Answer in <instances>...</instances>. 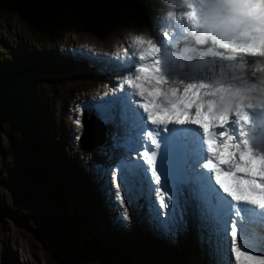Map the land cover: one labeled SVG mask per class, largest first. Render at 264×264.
<instances>
[{
    "label": "rangeland",
    "instance_id": "374dc122",
    "mask_svg": "<svg viewBox=\"0 0 264 264\" xmlns=\"http://www.w3.org/2000/svg\"><path fill=\"white\" fill-rule=\"evenodd\" d=\"M153 4L156 8H161H157L156 11L152 10L151 12L153 14L148 20L149 23L152 22L154 24L156 29L149 24L144 29V24L140 21L130 23L126 28L120 27L117 29L118 31H115V26L111 25L112 33L104 39H97L94 36L96 34L95 29L80 14L72 11H62L55 19V23L60 24V27L62 26V36L60 39L54 40L44 47L40 43L34 44L28 36L27 28H29L30 22V8L28 4L22 6L14 0H0V72L5 69L26 67V60L29 65L39 67H42L43 63L52 58L56 60L57 66L69 61L66 68L69 67L75 70L77 74L90 71L91 75L96 78V81L100 79L103 75L102 71L105 70L107 79L102 83L90 84V86L102 84L103 87L98 92V95L105 94L110 87L114 86L117 76L113 75L114 72L109 65L98 62V60L102 59L99 55H109L114 57L118 62H122L126 55H131L135 52L136 45L132 43V36L140 33L145 34L144 38L146 40L150 39L155 44H162L159 56L164 53L169 55L171 54L170 48L175 49V45L173 46L171 41H161L162 36L160 34L170 30V25L164 27V23H158V19L163 17L165 6L162 0H156ZM158 31L161 33H157ZM144 47H147V45ZM186 47L191 46L184 44L181 47L179 45L180 49ZM125 49H128L127 54ZM176 51L178 52V56L180 51ZM80 55L83 57L80 58ZM253 55L244 59L246 55L242 53L240 57L249 64L264 59V57L256 54ZM180 57L184 60L176 61V70L166 71V73H169L167 82H173L179 87L181 85L186 86L185 79L188 78L187 83H195L203 69L208 67L207 69L211 70L210 75L214 79H217V81L219 80L220 85L228 83L226 77L213 74L218 60H223L216 57L213 58L212 56L210 58H194L192 56L191 59L182 55ZM16 58H19V62ZM36 58L38 61H36ZM205 61L208 65L205 64ZM12 65L15 66L11 67ZM54 68L49 66L37 75L26 77V79L23 77L15 86L17 91L12 90L11 92L8 80L0 79V109L2 110H0V122L5 125L6 132L0 129V171L4 170V174L2 177L0 176L2 183H0V208L3 209L4 204L5 206L9 204L15 207L16 211L14 212V220L0 212V252L5 250L0 255H3L5 252L8 253V255L5 254V257L7 256L6 260H8L6 264H18V262L19 264H78L70 254L68 255L62 248H57L48 239V235L51 232L58 234L64 231L70 234V238H73L70 227L74 230V234L83 248L81 249L85 253L89 251L88 248L91 246L90 241L92 238L88 234L89 232L95 236L100 234L112 238L114 242L118 241V239L125 241L130 245V248H133L131 253L134 254L140 250V247L136 245L138 237L144 238L145 240L151 239L157 241L156 237L151 236L155 233L159 234L160 232L155 226L151 227L148 224L140 223V221L135 223L136 215L140 214V209L137 206V197L133 193L130 194L131 191L136 190L133 188L134 185L132 186L133 190L130 189L129 184L127 188L121 185L119 191L123 194V205L116 207V205H120V198L117 195L116 179L113 178V172L109 168V165L112 164L109 158L114 159L118 151H113V145L114 143L116 144V140H109V130L104 121H100L96 126L89 117L83 115L81 101L87 97H94L90 92L89 86L74 85L71 81H63L65 80L62 79L63 73H52L53 71L51 70ZM76 79L75 77L73 80ZM38 82L51 83L54 86L51 92V94L55 92L52 97L54 99V117L57 118V116H60L61 120L65 122L60 124L57 134H66L68 135V139H64L62 142L63 146L59 153L67 157L66 166L70 171L81 174L79 168H82L85 174V176L81 177L82 181L93 186L92 192L88 194L90 195L89 199H87L88 202L92 203L91 206H85L83 203H80L83 192L80 190L77 193L70 186L72 190L70 195L72 202L76 206L78 205V209H76L78 210V215H80V221L83 223L74 225L69 220L63 218L56 205V196L54 197L52 190L48 186L49 182L43 181V177L33 172L29 159L24 160L26 155L25 151L28 150L26 141L30 137L28 130L33 129V127L29 122L28 124L23 122L20 126L22 133L19 136L14 131L18 126L16 120L13 125L11 122L13 118L10 116V113L1 108V104L3 105L9 97H17L21 99L18 101L21 103L20 112L26 115L28 105L23 102V99H25L24 94L29 95L33 93L38 86ZM25 84H28L26 85L28 89H25ZM11 93L13 95H10ZM61 94L65 96L63 102L62 98H60ZM47 98V93L42 94V101ZM70 99L75 100L76 104L74 106L70 105L72 112L69 115L70 109H60L59 105L62 102L61 107H63L67 100ZM26 102L30 103V98ZM13 105L15 106L16 103H13ZM40 105L41 108L42 106L44 107L42 102H40ZM27 115H31V113ZM78 119L81 121V124L76 123ZM6 134L14 135L15 142L8 138ZM51 134L49 133L48 139L51 137ZM77 137H82V142L87 141V143L81 145V142L79 144ZM103 140L105 141V146L102 149L100 148L98 152L95 146ZM69 141H76L77 147L73 146L74 149H72V145L68 144ZM90 143L91 146L88 147L87 145ZM93 149L95 150L91 151ZM44 152L47 153L51 161L54 160L52 156L57 158L53 150L49 147H45V150L42 149V153ZM57 172L55 174V181L62 184L64 179L62 177L63 171L58 168ZM25 178L27 184L23 180ZM19 179L23 181L22 186H19ZM66 183L69 186V183ZM27 187L35 190L25 191ZM79 188L82 189L83 185L80 184ZM40 189L43 191L42 195ZM141 206L145 212L146 207ZM125 209L129 214L127 221L119 218L120 211ZM150 213L152 216L155 215L154 210L150 209ZM79 224H85L86 228L91 227L92 229L88 230V232L84 230L83 233H79ZM135 247L138 248L135 249ZM114 257L117 256L115 255ZM148 257L149 254L146 253V258ZM196 259L195 255L193 259L187 258L185 261L186 263L189 262L192 264ZM142 263L151 264L152 262L148 260ZM112 264L115 263L113 262ZM160 264L170 263H166L164 258L160 257Z\"/></svg>",
    "mask_w": 264,
    "mask_h": 264
},
{
    "label": "snow or ice",
    "instance_id": "6c2138e0",
    "mask_svg": "<svg viewBox=\"0 0 264 264\" xmlns=\"http://www.w3.org/2000/svg\"><path fill=\"white\" fill-rule=\"evenodd\" d=\"M234 3L241 14L264 24V0H234ZM195 18V12L185 13L184 19L189 22H194ZM183 33L181 28V39L177 40L175 50L191 59L198 49L179 48L181 42L186 43ZM173 38L165 31L161 41ZM132 43L138 53L123 58L125 64L135 63L132 74L120 85V91L124 93L130 86L135 90L130 95L136 99L117 95L99 109V118L109 123L115 121L119 104L124 136L130 139V149L136 153L127 164L115 170L120 198V205L116 207L123 205V194L119 189L121 184L127 188L128 169L131 168L138 179L151 187L153 195L158 196L154 219L161 234L183 232L187 227L185 217L189 201H195L200 215L214 224L217 235L227 238L230 261L264 264V148L253 147L246 130L252 124L250 113L264 112V100L259 95L255 100L245 95L262 90L255 85L233 89L200 81L186 83L181 95L179 89L166 87L169 77L159 56L162 44L146 40L142 34L133 35ZM247 48L250 51L245 54L259 51L255 43L248 44ZM125 52L127 54L128 49ZM149 82L152 87H147ZM146 92L157 95L152 99ZM198 98L201 102H196ZM193 108L195 118L185 119L191 117ZM164 113L169 117L160 118ZM205 113L210 117V124L201 119ZM76 123L81 124V121L78 119ZM191 126H196L202 134L203 156ZM225 153L227 158H222ZM223 174L230 175L235 181L234 188L226 187L221 181ZM242 181L247 182L246 187ZM119 218L128 220L126 209L120 211Z\"/></svg>",
    "mask_w": 264,
    "mask_h": 264
},
{
    "label": "trees",
    "instance_id": "16d2710c",
    "mask_svg": "<svg viewBox=\"0 0 264 264\" xmlns=\"http://www.w3.org/2000/svg\"><path fill=\"white\" fill-rule=\"evenodd\" d=\"M14 1L18 4H21L22 6H26V4H28V7L30 8V22L29 28H27L28 36L34 42V44L40 43L44 47L50 42L60 39V37L62 36V26L60 27V24L55 23V19L57 18L58 14L62 11H72L83 16L95 29L96 34L94 36L97 39H104L112 33V27H110L111 25L115 26V31H118V28H124L127 24L134 23L142 19L147 20V14L149 13L150 15L152 13L151 11L155 10V5L152 4V1L155 0ZM16 59L19 62V58ZM36 61H38L37 58ZM68 62L69 61H66L63 64L57 66L56 60L52 58L49 59V61L43 63L42 67H39L29 65L26 60V67H17L1 71L0 79L8 80L11 92L12 90L17 91L15 89V86L18 82L21 81L23 77H25L26 79V77L37 75L45 68L52 66L55 67L51 70L53 71L52 73H63L62 79H65L63 81H71L74 83V85H88L91 91H95L96 87L90 86L91 83H96V78L91 75V72L84 71L82 73L77 74L75 70H72L69 67L66 68ZM15 65H12L11 67H14ZM75 77L77 79L73 80ZM26 85L28 84H25V86ZM25 89H28L27 86L25 87ZM53 89L54 86L51 83L38 82V86L36 87L33 93H30L29 95L25 93V99H23V102L28 105V112L26 113V115L20 112L21 103H19L18 101L21 99H18L17 97H9V99L6 100L3 105L1 104V108H3L6 112L10 113V116L13 118L11 120L13 125L15 124L16 120L18 126L15 128L14 131L19 136H21L22 133L20 126L23 122H25V124H28L29 122L30 125L33 127V129L28 130V132L30 133V137L26 141L28 145V150L25 151L26 155L24 157V160L29 159L33 168V172L43 177V181L49 182L48 186L52 190L54 197L56 196V205L59 208L61 215L64 219L69 220L75 225L77 223L82 222L80 221V215H78V205L76 206L72 202L70 196L72 191L70 186L77 192L76 186L70 184L68 186L66 183L68 182V179H65V175L63 173V185L55 181V174L58 173L57 169L63 166L64 157L58 155L57 161V158L52 156L54 160L51 161L48 158L47 153H42V149L45 150V147L51 148L56 156L58 152L57 148L53 147L54 139L58 138L56 135H54V131L58 126V121H55L53 119L54 112L52 109V103L54 102V99H52V96L50 95ZM44 93L48 94V98L42 101V94ZM10 95L13 94L11 93ZM28 98H30V103L26 102ZM60 98L63 97L60 95ZM40 102L44 104V107L42 106L41 108ZM13 103H16V105L14 106ZM29 113H31V115H27ZM0 129L5 132V125L2 122H0ZM49 133L51 134V137L48 139ZM6 135L8 138L12 139L13 142H15L14 135ZM3 174L4 170H1L0 176L2 177ZM23 180L27 184L26 178ZM18 183L19 186H22L23 181L19 179ZM32 190L35 189L27 187L25 191ZM92 190V187L85 185V189L82 191L83 196L81 197L80 203L87 202V199H89L88 194L90 191L92 192ZM42 193L43 191L41 190V195ZM0 212H2V214L6 216H9L12 220L15 219V207L9 204L6 206L4 204V208H0ZM79 225V233H83L84 230H87L88 232V230L92 229L91 227L86 228L85 224ZM70 230L72 232L73 238H70V234L64 231L59 232L58 234L51 232L50 235H48V239L52 241L53 244L57 246V248H62L65 252H67L68 255L70 254V256H72L75 262H77L78 264H112L113 262L115 264H143V261L146 262L148 260L152 262L151 264H160V257L167 259L170 264H191L189 262L186 263L185 260L187 258L193 259L196 255V250L194 248L192 238L184 240L183 236L180 239L176 240H174V238L170 239V236L169 238H165V242H169L170 246L166 243L165 245L153 244L150 246L149 243L144 241L143 238L138 237L136 245L140 247V250L132 254L131 251L133 248H130V245H128L125 241L118 239V241L114 242L112 238H108L100 234L95 236L94 234L89 232L88 234L92 238V240L90 241L91 246L88 248L89 251L85 253L82 250L83 248L81 247L80 241L74 234V230L71 227ZM157 242L159 241H154L152 243ZM138 247H135V249ZM4 251H1L0 254ZM146 253L149 254L148 258H146ZM5 254L8 255V253L6 252L3 255H0V264H6L7 256L5 257ZM115 255L117 257H114ZM152 255L156 256L157 259L151 257ZM192 264H195V260Z\"/></svg>",
    "mask_w": 264,
    "mask_h": 264
},
{
    "label": "clouds",
    "instance_id": "9594fccd",
    "mask_svg": "<svg viewBox=\"0 0 264 264\" xmlns=\"http://www.w3.org/2000/svg\"><path fill=\"white\" fill-rule=\"evenodd\" d=\"M167 9L165 18H184L185 13L195 12V21L186 20L184 32L195 45H209L213 50L224 49L230 59L217 62L216 74L226 77L235 88H250L255 85L264 94V59L249 64L240 57L250 51L247 45L255 43L264 57V24L257 19L241 14L234 0H162ZM143 36L144 33H140ZM134 34V35H140ZM207 51V49H204ZM166 71L176 70L175 54L161 55ZM253 147L264 148V123L248 132Z\"/></svg>",
    "mask_w": 264,
    "mask_h": 264
},
{
    "label": "bare ground",
    "instance_id": "6f19581e",
    "mask_svg": "<svg viewBox=\"0 0 264 264\" xmlns=\"http://www.w3.org/2000/svg\"><path fill=\"white\" fill-rule=\"evenodd\" d=\"M257 55V54H256ZM259 56V55H258ZM210 58V57H209ZM214 58V57H213ZM212 58V59H213ZM214 61V60H213ZM201 65V64H200ZM216 66V65H215ZM216 68V67H215ZM213 71V70H212ZM211 74V70L210 69H204L203 71H202V73L200 74V80H199V82L200 81H205V82H207V83H210V84H213L216 80L210 75ZM213 74H216V71H214L213 72ZM216 78V77H215ZM219 81V80H218ZM198 82V83H199ZM182 86V85H181ZM184 88H185V85L184 86H182V88H181V90H182V92L184 91ZM197 90H199V89H197ZM200 91V90H199ZM88 130H89V126H88ZM112 145V144H111ZM140 183V181L136 178V177H132V176H129V180H128V184H129V187H130V189L131 190H133V188H137V186H138V184ZM134 185V187L132 188V186ZM192 213V212H191ZM190 212H189V210L188 209H186V217H185V219L186 220H189V219H191L193 216H194V214H191ZM219 255L220 256H224V257H227L228 258V255L229 254H227L226 252H223V253H219Z\"/></svg>",
    "mask_w": 264,
    "mask_h": 264
},
{
    "label": "flooded vegetation",
    "instance_id": "af4514ba",
    "mask_svg": "<svg viewBox=\"0 0 264 264\" xmlns=\"http://www.w3.org/2000/svg\"><path fill=\"white\" fill-rule=\"evenodd\" d=\"M143 239H144V238H143ZM144 241H146L147 243H149L150 246L152 245L151 240H149V239H148V240H145V239H144Z\"/></svg>",
    "mask_w": 264,
    "mask_h": 264
}]
</instances>
